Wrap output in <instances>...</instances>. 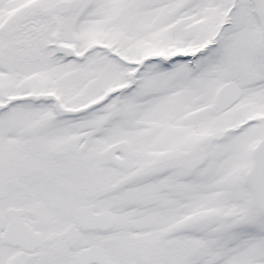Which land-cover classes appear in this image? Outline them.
Here are the masks:
<instances>
[{"label":"snow or ice","instance_id":"snow-or-ice-1","mask_svg":"<svg viewBox=\"0 0 264 264\" xmlns=\"http://www.w3.org/2000/svg\"><path fill=\"white\" fill-rule=\"evenodd\" d=\"M0 264H264V0H0Z\"/></svg>","mask_w":264,"mask_h":264}]
</instances>
